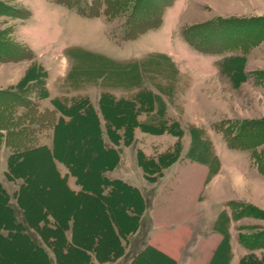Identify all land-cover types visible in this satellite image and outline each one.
Segmentation results:
<instances>
[{"label":"crops","instance_id":"crops-1","mask_svg":"<svg viewBox=\"0 0 264 264\" xmlns=\"http://www.w3.org/2000/svg\"><path fill=\"white\" fill-rule=\"evenodd\" d=\"M200 2L208 8L201 9L206 15L203 22L216 16L250 15L256 9H260L257 15L264 14V0ZM173 5L165 10L162 24ZM33 17L34 13L27 22ZM86 19L105 23L102 17ZM25 43L47 71V96L38 102L39 110L55 112L68 124L85 116L84 108L76 105L87 101L98 121L101 154L110 158L97 156L104 166L91 181L89 165L79 169L76 157L69 159L57 150L59 127L48 129L47 140L38 146L52 167L43 186L21 170V164L26 165L33 155L9 169L11 151L2 145L0 164L6 163V169L0 176L4 212L0 237L7 240L4 243L25 244L41 261L30 264H240L246 252L237 241L227 203H252L253 193L262 190L264 182L248 161L225 164L210 139L208 125L194 116L203 100H234L231 95L218 98L209 92L214 87L210 84L225 75L221 72L225 58L211 61L213 76L200 77L196 74L201 71L181 65L171 53L117 60L75 46L65 50L61 66L54 69L47 66L49 60H42V51ZM5 65L17 72L13 82L1 79L3 88L18 84L29 67ZM203 84L206 94L201 91ZM144 135L161 142L145 144ZM177 142V159L160 174L143 168L140 156L157 163L158 156ZM128 151L135 153L145 185L129 181ZM39 194L50 195L49 202L36 203L33 198Z\"/></svg>","mask_w":264,"mask_h":264},{"label":"rangeland","instance_id":"rangeland-1","mask_svg":"<svg viewBox=\"0 0 264 264\" xmlns=\"http://www.w3.org/2000/svg\"><path fill=\"white\" fill-rule=\"evenodd\" d=\"M78 1L80 6L85 8V6L88 4L91 5L95 0ZM176 1L172 0L168 7H171ZM208 1L217 2V0ZM198 2L199 0H178L171 9H168L163 24L161 22V27L156 30H149V32L141 35L137 40L123 41V24L130 14V7L119 14L113 15L110 12V14L104 15L102 11L105 9V6H102L99 17L103 18L105 21L103 23L100 19L83 18L76 14L75 9H67L66 6L57 4L56 0H0V5L4 7L17 9L21 14L23 12L29 14V17L26 19L12 17L8 14H3L5 10H2L3 7L0 6V32L7 31V37L12 42L27 47L34 56L32 60H24L18 63H0V91L13 90L18 85L16 83L13 86L3 88L1 79L6 77L9 79V82H13L16 78L14 73L17 72V70L12 68L4 67L7 66L5 64H12V66L13 64L19 63H23L24 65L28 64V69L35 65L40 71L47 74V71L37 63L36 54L25 43L26 41L30 42V45H35V48L39 49V51H42V55L44 56L42 60H49L47 66L54 69L61 66L59 61L65 55V50L75 46L83 47L92 52L104 54L117 60H130L134 57L146 56L148 53L151 54L153 52L171 53L176 59L180 60L181 65L192 70L194 68L195 71H201L196 74H199L200 77L213 76V68L215 66L211 62L212 60L224 57L225 59L223 60L225 61L232 57H241L243 58L242 63L237 62L234 65L230 62L224 65L221 63V72L226 76L219 77L220 79L216 83H211L210 86L214 87L209 89L210 95H218V98L222 95H231L234 100H203L201 110H198L197 115L195 114L194 116L203 126L208 125V129L211 131L210 139L213 142L219 158L225 164H240L243 160L248 161L251 168L264 182V174L258 170V162L253 157V154L256 153L258 156H262L264 160V140L251 148H230L226 144L223 132L229 128L230 123H238L236 125L237 128L239 127V123L243 121L264 120V78H260L257 75L258 72L264 71V43L260 42L248 47L246 48V52L240 47L227 52H218L216 54L218 56L206 55L205 53L194 50L187 45L181 36L180 31L183 27L208 22L216 17H220L216 16L203 22L202 18L206 17V15L205 11L202 12V10H208V8L202 2L198 5ZM130 4L132 3L128 5L130 6ZM152 4L154 5L153 1H151ZM168 7L164 8L163 14ZM33 13L34 17L27 22ZM258 13H260V9L251 11L250 15L230 17L249 18L264 16V14L257 15ZM21 28H23L22 31ZM19 38L21 40H18ZM247 62L248 65H246ZM240 65L242 67H240L241 72L239 73L238 66ZM37 74V76L41 75L40 72H37ZM45 79L44 81L43 79L39 80L38 83L44 82L45 84ZM243 84H245L244 89H238ZM37 85L35 84V86ZM204 85L206 86V84H203L202 87ZM201 91L203 94H206L204 87ZM31 99V102L36 104L39 115L45 116V110H39L40 106L38 102L40 100H36L34 94L31 95ZM22 112H24L23 109H18V114ZM114 120L118 122L115 118ZM25 126L29 129H36L35 143L42 144L47 140L49 134L48 129H39L37 125H30L28 123ZM85 132L82 121L74 123L73 127L68 130L60 126L57 147L59 153L65 152L68 147H73V149L78 151V158H81L83 156V150L88 147V140H85L87 144L83 148L77 145V140L84 138ZM233 134H236V131ZM143 141L145 144L152 143L154 145H159L161 142L158 137L149 135H144ZM88 148L91 152L92 148ZM153 149L155 150L156 148ZM237 152L242 153L243 157ZM96 155L105 160L110 158V155L101 154L98 151ZM125 160L126 172L130 177L129 181L137 186L145 185L146 182L143 179L142 172L136 164L135 153L128 151L125 154ZM25 166L33 178L34 183L43 186L46 185L47 179L45 178L51 176L49 174L50 167L46 158L41 155H33L28 158ZM5 169L6 163H1V177L2 171ZM224 172L226 174L228 173L226 170ZM253 194L254 197L251 195L253 197L252 203L236 200L231 201L232 206L229 202L227 203L235 225L237 241L246 252L242 259V264H264V187L262 190L259 189L258 192ZM48 197L50 195L39 194L33 199L36 203L39 201L49 202ZM242 206L246 208L243 216L239 214L241 212L240 207ZM3 213L1 210L0 214ZM34 261L41 262L38 256L32 253L25 244L18 242H14L13 244H0V264H30V262Z\"/></svg>","mask_w":264,"mask_h":264},{"label":"trees","instance_id":"trees-1","mask_svg":"<svg viewBox=\"0 0 264 264\" xmlns=\"http://www.w3.org/2000/svg\"><path fill=\"white\" fill-rule=\"evenodd\" d=\"M151 1H153L154 5H151ZM151 1L95 0L91 5L88 4L85 6V8L80 6L78 0H56V3L66 6L69 9H75L78 15L85 18L99 17L102 6H105V9L102 11L104 15H108L110 12L113 15L119 14L130 7V14L123 24L124 31L122 35L123 41H129L136 39L149 30L157 29L161 25L164 8L168 7L172 0ZM129 3L132 4L129 6ZM0 6L3 7L2 10H5L3 14L23 19L29 17V14L26 12L21 14L17 9ZM7 34V31L0 32V63H18L24 60H32L34 57L33 53L27 47L12 42L7 37ZM181 36L188 45L205 54H217L223 51L227 52L237 47H240L246 52V48L260 42L264 43V16L249 18L216 17L208 22L183 27ZM242 60L243 58L241 57H232L226 59L223 65L228 62L233 65L237 62L242 63ZM241 65L238 66L239 73L241 72ZM235 70L237 71V69ZM37 72H40L41 75L37 76ZM257 75L260 76V78H264V71L258 72ZM45 77L46 74L34 65L28 69L15 89L0 91V147L5 145L11 151L9 169L12 168V166L18 165L30 154L41 155L49 162V158L45 154L44 149L38 147L39 144L35 143L36 129H29L25 126L26 123L37 125L39 129H57L63 126L68 130L73 127L74 123L82 121L86 132L84 138L77 140V145L83 148L88 140V147L92 148L91 152L87 147L83 150V156L78 158V151L73 149V147H69L63 154L68 156L69 159L76 157L78 160L74 161H77V167L79 169L89 165L91 176L93 175L91 181H93V178L97 177L99 170L104 166V162L96 155L97 151L99 153L102 152L100 149L99 128L96 115L88 105V102L82 101L76 106L77 109L79 108L80 110L81 107H83L86 114L82 118L77 117L78 120H73L71 123H63L62 120L56 117L55 112L52 111H44L45 116H40L36 104L31 102V95L34 94L35 99L38 101L46 98L47 93L44 82L38 83L39 80L43 79L44 81ZM35 84L38 85L35 86ZM73 108L71 107V110H74ZM18 109H23L24 112L18 114ZM71 110H69V112ZM69 112L65 113L68 114ZM237 124L238 123H230L229 128L223 131L228 147L251 148L264 140V120L243 121L239 123V127L236 128ZM232 130L233 132L236 131V134H233ZM178 135L180 136V132ZM61 139L63 140L62 137ZM179 153L180 143L177 142L171 151L158 156L157 163L153 160H146L142 156H140V163L145 170L149 167L150 173L160 174L161 169L173 163L177 159ZM253 157L258 162V170L264 174L263 157L258 156L256 153L253 154ZM49 166L52 168L50 164ZM21 170L28 172L24 163L21 164ZM229 204L231 205V202H229ZM240 208L241 212H239V214L243 216L246 208L243 206ZM117 209L121 210L119 207H117ZM14 238H18V236ZM23 239L25 240V238ZM6 241V239L0 237V243ZM29 247L31 248L30 244ZM240 264H242V260Z\"/></svg>","mask_w":264,"mask_h":264}]
</instances>
